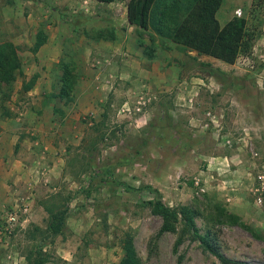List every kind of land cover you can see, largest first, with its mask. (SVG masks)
I'll use <instances>...</instances> for the list:
<instances>
[{
  "label": "rangeland",
  "instance_id": "374dc122",
  "mask_svg": "<svg viewBox=\"0 0 264 264\" xmlns=\"http://www.w3.org/2000/svg\"><path fill=\"white\" fill-rule=\"evenodd\" d=\"M128 1L0 0V44L21 62L0 93V264L38 250L45 264H120L126 234L141 264H223L198 234L226 264H264V0L217 12L248 20L233 63L131 25ZM62 60L77 76L68 99ZM157 197L196 210L195 229L180 215L162 229ZM53 204L68 207L56 236Z\"/></svg>",
  "mask_w": 264,
  "mask_h": 264
},
{
  "label": "trees",
  "instance_id": "16d2710c",
  "mask_svg": "<svg viewBox=\"0 0 264 264\" xmlns=\"http://www.w3.org/2000/svg\"><path fill=\"white\" fill-rule=\"evenodd\" d=\"M97 1L111 3L116 0ZM222 2L223 0H129L127 3V20L131 25L144 30H151L161 37L172 40L183 49L195 50L226 63H233L239 53L250 49L248 20L245 16L233 17L221 24L218 21L217 12ZM46 40V34L40 30L36 34L32 51L37 52ZM61 67V86L58 96L68 99L71 88L77 81V76L72 72L69 64L63 60ZM20 73L21 62L15 46L10 42L0 44V93L2 87L4 89L10 88L17 74ZM37 78L38 74H33L27 82L23 83V89L30 90ZM4 94L7 93L3 92ZM118 163H122V161ZM96 168L100 173L110 176L114 184H124L126 189H132L131 186L113 176V166H97ZM147 204L153 213L162 217V229H173L174 223L178 220V215L195 229L194 217L197 212L189 206L183 205L179 209H173L161 197L148 200ZM45 209L49 215L48 233L51 236L61 234L68 216L67 205L62 208L53 204L52 206H45ZM236 219L235 217L234 220L237 221ZM198 238L207 249L222 259L223 264L228 262L214 248L208 234H198ZM122 250L120 264H141L130 234H126L123 238ZM27 260L30 264H45L47 261L40 250L30 254Z\"/></svg>",
  "mask_w": 264,
  "mask_h": 264
},
{
  "label": "built area",
  "instance_id": "2783aa9c",
  "mask_svg": "<svg viewBox=\"0 0 264 264\" xmlns=\"http://www.w3.org/2000/svg\"><path fill=\"white\" fill-rule=\"evenodd\" d=\"M26 211V208L24 209ZM17 219V213L16 212H11L10 215L8 216L7 221L11 224H13Z\"/></svg>",
  "mask_w": 264,
  "mask_h": 264
}]
</instances>
